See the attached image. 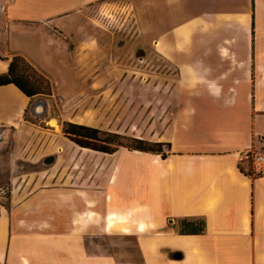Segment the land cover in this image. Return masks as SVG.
<instances>
[{
    "label": "crops",
    "instance_id": "0c3cea01",
    "mask_svg": "<svg viewBox=\"0 0 264 264\" xmlns=\"http://www.w3.org/2000/svg\"><path fill=\"white\" fill-rule=\"evenodd\" d=\"M112 1L7 0L5 55H25L56 87L88 85L93 104L129 105V130L165 142L160 152L128 149L149 162L145 180L154 197L146 207L155 214L131 225L129 210H109L126 217L125 233L139 241L98 240L99 226L78 219L98 212L78 202L76 196L94 202L84 188L50 193L57 185L44 169H21L47 157L44 145L29 151L30 138L34 143L47 130L24 128L32 97L3 83L0 147L11 139L12 192L8 201L0 192V264H264V174L240 167L249 165L247 154L264 149V0H121L133 8L134 30L125 39L149 43L154 67L116 59L100 44L114 32L95 28L82 36L95 21L86 9ZM72 35L80 38L69 50ZM9 62L0 57V73ZM23 139L24 154L16 155ZM52 212L64 217L53 231ZM183 217L203 218L205 228L181 232ZM115 246L126 253L112 252Z\"/></svg>",
    "mask_w": 264,
    "mask_h": 264
},
{
    "label": "rangeland",
    "instance_id": "374dc122",
    "mask_svg": "<svg viewBox=\"0 0 264 264\" xmlns=\"http://www.w3.org/2000/svg\"><path fill=\"white\" fill-rule=\"evenodd\" d=\"M6 4L7 0H0V55L2 56H9L5 55L9 52L7 33L10 26ZM132 12V6L126 5L121 0H114L109 3L98 2L86 9L88 20L94 18L95 21H88L89 26L82 31V36L87 37L89 31L95 28L103 33L114 32L115 38L113 41L102 40L100 44L105 47L107 45L109 49L114 50L116 59H122L126 56V62L130 64L141 63L148 67H154L155 55L149 43L133 42L125 39L126 34L134 30ZM79 38L80 35L68 37L67 47L69 50L74 49ZM122 45H126V47L122 48ZM86 46L89 47L88 44ZM122 49L126 50L122 53ZM142 54H146L145 59L140 58ZM28 71L35 73L36 76H39V72H42L39 70L36 73L31 68H28ZM49 79L52 85V93L34 95L24 114L28 124V126L25 124V129L34 127L47 130L44 137L37 138L34 143L30 138V153L33 150L32 144H35V147L44 145L43 151L47 150L49 153L47 157L42 158L36 164L27 163L25 166H21V169L27 167L32 169L34 166L44 169L43 174L50 175L53 185H57L50 188V193H57L58 189L68 193H76V186L84 188L85 195L92 198L94 202L89 204L86 203L84 198L76 196L78 202L82 207L91 205L99 214L91 217L80 216L78 219L81 223L87 224L90 220H93V223L100 228L97 235L98 240L105 242L125 240L129 246L134 247L140 236L125 233L126 217L121 218L122 223L117 221L111 231L106 228V213L109 210H129L132 215L131 225L136 223L135 219L139 217H148L147 214H151V210L152 217L155 214L153 211L154 206L153 209L146 207V204L153 203L154 197L153 189L148 188L145 180L150 172L149 162L144 156L128 151V149H133L132 146L137 143V137L144 138L140 135L142 131L137 127L132 130L128 128L126 108L129 105L116 103L93 104L94 90L88 85L76 88L75 84L72 83L68 88H59L54 85L50 77ZM39 98L46 101V109L43 113L36 114L33 106ZM111 100L114 101L113 98ZM93 113L98 118L97 123L92 120ZM52 119L57 122V125L50 123ZM65 120L100 128L101 131L98 132L100 139L96 141V144L113 151L105 152L78 144L64 132ZM11 133L12 128L9 134L11 135ZM9 140L0 147V183H4L0 184L4 188H1L0 192L7 198V201L12 192V187L7 182L8 168L11 166L9 154L11 139ZM110 140H116L120 143ZM26 143V139H23L15 147L16 155L24 154L25 147L23 146ZM162 147L164 148L166 145ZM48 156L52 157L48 158ZM20 163L23 164L22 159H20ZM48 167H50V171ZM57 174L58 176L55 177ZM63 218V215L52 212L48 219V226L52 231L58 225H62ZM111 249L116 254H122L123 251L126 253V248L115 246ZM132 257H137V251L134 248Z\"/></svg>",
    "mask_w": 264,
    "mask_h": 264
},
{
    "label": "trees",
    "instance_id": "16d2710c",
    "mask_svg": "<svg viewBox=\"0 0 264 264\" xmlns=\"http://www.w3.org/2000/svg\"><path fill=\"white\" fill-rule=\"evenodd\" d=\"M1 58H10L8 69L0 73V84L3 83H15L25 94L33 97L38 93H52V85L49 77L43 72H39V76L35 73H30L28 68L33 69L34 72L38 73V69L29 61V59L21 54L14 53L11 57L2 56ZM64 132L70 136L72 140L82 146H89L105 152H112L113 150L99 146L96 144L98 141L100 128L85 123L74 122L71 120L64 121ZM137 143L132 146L136 150H147V151H162L165 142L147 140L145 138L137 137ZM113 141V140H110ZM113 142H116L113 141ZM120 143V142H116ZM168 145V144H167ZM163 156L166 152H162ZM248 158L251 159L252 155L247 154ZM242 170H246L248 173H254L252 162L250 161L247 168L240 164ZM259 174V173H257ZM205 220L197 217H183L179 221V229L181 232H200L205 228Z\"/></svg>",
    "mask_w": 264,
    "mask_h": 264
},
{
    "label": "bare ground",
    "instance_id": "6f19581e",
    "mask_svg": "<svg viewBox=\"0 0 264 264\" xmlns=\"http://www.w3.org/2000/svg\"><path fill=\"white\" fill-rule=\"evenodd\" d=\"M50 123L57 125V122L52 119L50 120ZM90 204V203H89ZM98 213V212H97ZM95 212H90L89 215L90 216H94L95 214H97ZM108 213V212H107ZM125 216L123 214L117 213L115 211H110L107 215H106V228L108 231H111L112 228L115 226V224L117 223V221L122 223L121 218L123 219ZM129 229V228H126Z\"/></svg>",
    "mask_w": 264,
    "mask_h": 264
},
{
    "label": "built area",
    "instance_id": "2783aa9c",
    "mask_svg": "<svg viewBox=\"0 0 264 264\" xmlns=\"http://www.w3.org/2000/svg\"><path fill=\"white\" fill-rule=\"evenodd\" d=\"M254 173L264 174V149L256 151L251 158ZM2 189H4L2 187Z\"/></svg>",
    "mask_w": 264,
    "mask_h": 264
},
{
    "label": "water",
    "instance_id": "95a60500",
    "mask_svg": "<svg viewBox=\"0 0 264 264\" xmlns=\"http://www.w3.org/2000/svg\"><path fill=\"white\" fill-rule=\"evenodd\" d=\"M46 109V101L43 98L36 100L33 106V110L36 114H41Z\"/></svg>",
    "mask_w": 264,
    "mask_h": 264
}]
</instances>
